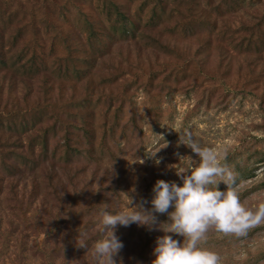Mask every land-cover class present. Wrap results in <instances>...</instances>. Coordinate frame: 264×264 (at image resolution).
I'll return each mask as SVG.
<instances>
[{"label":"rangeland","instance_id":"1","mask_svg":"<svg viewBox=\"0 0 264 264\" xmlns=\"http://www.w3.org/2000/svg\"><path fill=\"white\" fill-rule=\"evenodd\" d=\"M185 130L264 203V0H0V264H95L104 210L199 161ZM168 222L118 227L116 264L183 243ZM203 247L264 264V224Z\"/></svg>","mask_w":264,"mask_h":264},{"label":"clouds","instance_id":"2","mask_svg":"<svg viewBox=\"0 0 264 264\" xmlns=\"http://www.w3.org/2000/svg\"><path fill=\"white\" fill-rule=\"evenodd\" d=\"M180 141L199 161L192 160L186 169L177 171L182 184L158 179L153 186L150 208L145 207L147 200L133 204L130 199L128 205L132 206H127V211L104 210L100 219L101 238L91 248L95 264H116L114 257L124 246L117 236L118 227L135 223L151 229L156 224L157 214H168V227H163L165 233H175L184 240L181 243L168 234L157 238L151 264H221L218 253L203 247L210 229L240 238L264 224V203L255 208L244 206L234 187V172L215 150L201 147L188 130L183 138L180 136ZM155 153L148 155L154 157ZM220 182L227 186L225 191L219 189ZM169 208L174 210L169 212ZM80 237L76 240L77 246L89 251L84 234Z\"/></svg>","mask_w":264,"mask_h":264},{"label":"trees","instance_id":"3","mask_svg":"<svg viewBox=\"0 0 264 264\" xmlns=\"http://www.w3.org/2000/svg\"><path fill=\"white\" fill-rule=\"evenodd\" d=\"M43 5V4H42Z\"/></svg>","mask_w":264,"mask_h":264}]
</instances>
